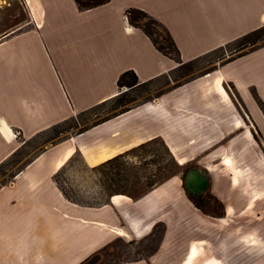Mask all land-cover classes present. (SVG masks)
<instances>
[{
	"label": "crops",
	"instance_id": "crops-1",
	"mask_svg": "<svg viewBox=\"0 0 264 264\" xmlns=\"http://www.w3.org/2000/svg\"><path fill=\"white\" fill-rule=\"evenodd\" d=\"M129 8L146 11L168 30L179 50L178 59L162 53L141 27L130 23L126 14ZM263 27L264 0H109L86 10L80 9L75 0H0V164L13 157L27 141L119 94L117 81L126 70H133L140 83L166 80L165 88L170 89L154 99L148 109L159 113L168 111L169 128H226L237 118L242 119L244 128H250L251 134L252 128H264V114L251 93V88L256 87L264 100V44L230 62L218 64L212 71L191 77L178 87L173 86L174 73L181 65L198 61ZM218 77L225 87L233 85L234 96L245 107V114L228 90V97H224L213 86V80ZM123 114L76 137L120 135L116 140L100 141L116 151L112 158L153 137L161 136L166 140L159 129L143 140L131 142L138 136H130L129 128H120L124 119L117 118ZM230 116L231 124L228 125L226 121ZM246 117L250 124H246ZM65 142H59L56 147ZM97 145L96 141L88 144L83 140L80 147ZM222 149L219 148V152ZM48 151L37 155L15 179L28 187V180L23 178ZM59 153L60 149L54 155L55 161ZM46 163L51 162H43V165ZM41 175L47 182L45 189L56 203L42 207L47 218L45 221L44 217L42 223L49 220L52 223L45 225L48 234L38 242L53 239L59 244L63 236L60 230L79 231L75 223L66 220L65 217L70 216L61 215V212L78 211L62 201L70 204L53 181L48 167ZM152 190L138 200L132 199V205L125 206L138 205ZM31 193L28 189L18 207L0 205V243L4 239L3 243L10 244L11 251L13 246L26 243L32 237V213L26 206V198ZM119 203L122 204L117 206L126 204ZM107 206L114 212L117 207L110 201L98 208H89L101 210ZM247 206L254 212V206ZM226 213L229 214L227 210ZM113 217L105 215L93 223L102 229H106L105 224L114 229L111 223H116V218L113 221ZM221 228L224 230L225 225ZM255 241L256 238L250 244ZM202 261L223 264L222 258H208L207 253Z\"/></svg>",
	"mask_w": 264,
	"mask_h": 264
},
{
	"label": "rangeland",
	"instance_id": "rangeland-1",
	"mask_svg": "<svg viewBox=\"0 0 264 264\" xmlns=\"http://www.w3.org/2000/svg\"><path fill=\"white\" fill-rule=\"evenodd\" d=\"M260 29L262 31L259 34L248 39H241L242 36L198 61L181 65L174 73L176 80L173 86L206 71H212L218 64L230 62L227 59H235L239 54L248 53L263 45L264 27ZM248 40L251 42H247ZM173 54L177 56L175 52ZM165 85L166 80L162 79L144 83L128 91L122 87L120 93L125 94L127 99L123 105H117V101L112 100L78 114L59 127L27 141L13 157L3 163L0 167V205L18 207L28 189L32 191L26 198V206L32 213V237L26 243L13 246L12 251L9 250L10 244L3 243L4 239H1L0 264H179L183 258L180 264H204L202 259L206 253L208 258L219 256L223 259V264H264V128H252L251 134L250 128H244L245 124L241 128L234 127L235 121L241 118L235 119L234 124L229 125L231 116L226 121L229 125L226 128H169L168 111L162 110L159 113L148 109L154 99L170 89L165 88ZM226 89L245 114V107L234 96L233 85L226 84ZM251 93L263 113L256 96L263 102L264 100L257 88L252 87ZM125 106L140 107L124 112L125 114L122 113L117 118L124 119L120 128H129L130 136L137 135L143 139L160 129L166 140L159 136L162 141L152 144L146 151L125 154L118 160V168L106 166L94 169V166L110 158L91 164L87 153L80 147L81 141L88 144L96 141L101 146L105 144L100 141L116 140L120 135L106 137L98 134L97 138H92L89 134L76 136L103 119L121 112ZM245 121L246 124L251 123L247 117ZM201 136L203 139L200 140ZM62 141L67 142L56 147ZM171 145L178 148L179 156L174 154ZM69 146L74 147L73 155L60 169H55L54 155L59 149L61 151ZM219 148H223L222 151L219 152ZM45 150L49 151L36 161L35 169H31L23 178L28 180L29 186L20 184L14 175ZM222 153L233 158V170L224 168ZM180 156L186 158L184 163L179 161ZM173 160L175 164L172 165ZM46 161L51 163L43 165ZM169 164L172 166L170 169L159 173L160 167ZM190 166H198L208 172L211 179L210 189L216 200L213 207L222 212L224 205L228 215L205 213L187 193L183 179L184 171ZM46 167L70 204L61 197L62 201L79 212H61V215L70 216H66V220L75 223L79 231L60 230L63 236L60 237L59 244L54 243L53 239L38 242L48 234L45 225L52 223L50 220L42 223L44 217L47 220L45 208L42 207L56 203L51 193L45 189L47 182L41 175ZM212 167L214 168L211 169ZM129 174L130 181L127 180ZM135 176L140 178L141 184L135 185ZM233 176L238 178L235 184L231 181ZM162 177L165 179L153 186V190L138 205L132 208L125 206L132 205V199L138 200L141 197L134 199L121 192L129 191L141 196L147 181ZM256 188L257 200L254 212H251L246 206L251 202L253 189ZM111 195H123L124 198L114 200L112 196L110 200ZM110 201L115 206L122 204L119 203L122 201L126 204L114 207L116 213L109 206L101 210L89 208H98ZM105 215L116 218V223L113 224L109 222L111 217L107 219L114 229L104 221L102 223L106 229L93 223L97 219H103ZM217 218H229L236 223ZM224 222L229 225H225L223 230L221 225ZM116 231H119L117 235ZM166 232L168 233L164 244L158 252ZM120 233H123L122 237H117L121 236ZM255 238V243L250 244ZM193 247L197 248L198 255L189 260ZM210 264L213 263L210 261Z\"/></svg>",
	"mask_w": 264,
	"mask_h": 264
},
{
	"label": "trees",
	"instance_id": "trees-1",
	"mask_svg": "<svg viewBox=\"0 0 264 264\" xmlns=\"http://www.w3.org/2000/svg\"><path fill=\"white\" fill-rule=\"evenodd\" d=\"M108 1L109 0H75V2L77 3L78 7L80 9H82V10H86V9L97 7L99 5L107 3ZM126 14L128 16V19H129L130 23L132 25L136 26V27H141L144 30V32L152 39L154 45L162 53H164L165 55H167L169 57L175 58V59L179 58V50H178V48H177L172 36L168 32V30L159 21H157L155 18H153L146 11L141 10V9H137V8H129V9H127L126 10ZM261 31H262L261 29H257L255 31H252V32L246 34L241 39H248L251 36L259 34ZM247 42H251V41L248 40ZM253 50H250V51H253ZM173 52H175V54L177 56H175L173 54ZM244 54L245 53H241V54L238 55V57L242 56ZM232 59L233 58L231 57V58L227 59V61H231ZM117 84H118V86L120 88H122V87L127 88L126 91H128V90L133 89L136 86H140V85H142L144 83H140V80H139L137 74L133 70H126L119 76ZM180 85L181 84H177L174 87H178ZM256 97H257V101H258V103H259V105H260V107H261V109H262V111L264 113V102L258 96H256ZM112 100L113 101L114 100L117 101V105H123L124 102L127 101V99L125 97V94L119 93L116 96H114L113 98H110V99H108V100H106L104 102H101V103H99L97 105H94V106L90 107L89 109H87V110H85V111H83L81 113H84V112L89 111V110H93V109H95V108H97V107H99L101 105H104L105 103H107L109 101H112ZM132 108L133 107L125 106V107L122 108L121 112H119L117 114H113V115L103 119L101 122H98L94 126H96L98 124H101V123H103V122H105L107 120H110V119H112V118H114V117H116V116H118V115H120V114H122L124 112H127V111L131 110ZM68 120H66V121H68ZM66 121H64V122H66ZM64 122H62V123H64ZM62 123H60V124H62ZM59 126L60 125H58L57 127H59ZM57 127H55V128H57ZM160 141H162V139L159 136L154 137V138H152V139H150L148 141H145V142H143V143H141V144H139V145H137L135 147H132L131 149L125 151L124 153H121V154H119V155H117V156H115L113 158H110V159H108V160H106V161L94 166L93 168L94 169H100V168H103V167H106V166H110L112 169L118 168L120 165L117 164V162L125 154L139 152V151H146L152 144H154L156 142H160ZM168 153H170L169 150H168ZM173 164H175L174 160L172 161V165ZM2 165H3V163L0 164V167ZM170 167H172V166H170V164L167 165V166H162V167L159 168L158 171H159V173H164L166 171V169H170ZM128 176L129 177L127 178V180L130 181L131 180V174H129ZM164 179H165V177H162L159 180L158 179H150L149 181H147L146 182L147 185L144 188V190L142 191L141 196L136 195L135 193L129 192V191L121 192V193L129 195L130 197H132L134 199H136V198L138 199V197H142V195L144 196L146 193H148L150 191V189L153 186H155L156 184L160 183V181H163ZM134 183H135V185L141 184L140 178L138 176H135ZM65 196H67V195L65 194ZM104 204H107V203H104ZM104 204H102V205H104ZM80 264H83V262L80 263Z\"/></svg>",
	"mask_w": 264,
	"mask_h": 264
},
{
	"label": "bare ground",
	"instance_id": "bare-ground-1",
	"mask_svg": "<svg viewBox=\"0 0 264 264\" xmlns=\"http://www.w3.org/2000/svg\"><path fill=\"white\" fill-rule=\"evenodd\" d=\"M213 86L217 88V90L221 93L222 96L228 97V91H227V89H226V87L224 85V82L221 81V78L218 77V78L214 79L213 80ZM234 127L235 128L244 127L243 121L241 119H237L235 121ZM140 140H143V137H137V138H135L131 142L140 141ZM172 146H173L172 148H173L174 154L177 155V156H179L178 155V151H177L178 148L175 147L174 145H172ZM82 149H83V151H85L87 153V158H88V160H89V162L91 164H96L100 160H105V159L111 157L112 156V153H115L116 152V151H113V149H108L107 146H103V145H101V146H98L97 145V146H93V147L88 146L87 148L86 147H82ZM73 153H74V147L73 146L64 147L60 151L59 156H58V158L55 161V164H54L55 169H60L65 164V162L69 158H71V156L73 155ZM179 158H180L179 161L181 163H184L185 160H186V158L184 156H180ZM221 160H222V163H223L225 169L233 170V168H235V163L233 161V158H231L230 156H228V154L225 155V153H224V155L221 157ZM226 161H227V163H226ZM213 168L214 167H212L211 169H213ZM237 182H238V178L237 177H234L232 179V183L235 184ZM257 189L258 188L253 189V191H254L253 198L251 199V202L248 204L247 207H253L255 205V200H257L256 199ZM120 198H124V196L123 195H117V196L115 195L113 197L114 200L120 199ZM217 219L225 220L228 223H236V221H234L232 219H229V218H217ZM224 225H227V224L224 223ZM170 228H171V226H170ZM170 228L168 229V232H169ZM197 255H198V251H197V248L195 247V254H193V250H192L191 253H190V257L195 258Z\"/></svg>",
	"mask_w": 264,
	"mask_h": 264
},
{
	"label": "flooded vegetation",
	"instance_id": "flooded-vegetation-1",
	"mask_svg": "<svg viewBox=\"0 0 264 264\" xmlns=\"http://www.w3.org/2000/svg\"><path fill=\"white\" fill-rule=\"evenodd\" d=\"M187 163V162H186ZM199 168L198 166H190L187 168V170L184 171V179H186V175L194 169ZM207 169V167H205ZM206 175L208 172L206 170H203ZM210 182L211 179L208 174V179L206 181L199 180L198 183L193 186V189L189 192L192 199L195 201L196 204H198L200 207L203 208L205 213L209 214H224L226 213V208L223 205L222 212H219L218 210L214 209V203L216 202L214 196L212 195V191L210 189ZM185 188L187 187L186 183H184ZM122 237V236H117ZM152 251V249H151Z\"/></svg>",
	"mask_w": 264,
	"mask_h": 264
},
{
	"label": "water",
	"instance_id": "water-1",
	"mask_svg": "<svg viewBox=\"0 0 264 264\" xmlns=\"http://www.w3.org/2000/svg\"><path fill=\"white\" fill-rule=\"evenodd\" d=\"M207 179H208V174L206 175V173L201 168L191 170L186 175V179H183L184 183H186L187 185L185 190L189 194L191 189H193V186H195L199 180L206 181Z\"/></svg>",
	"mask_w": 264,
	"mask_h": 264
},
{
	"label": "snow or ice",
	"instance_id": "snow-or-ice-1",
	"mask_svg": "<svg viewBox=\"0 0 264 264\" xmlns=\"http://www.w3.org/2000/svg\"><path fill=\"white\" fill-rule=\"evenodd\" d=\"M226 163H227V161H226ZM120 235L122 236L123 233H120ZM193 254H195V247H193ZM191 258H192V257H189V260H191ZM213 264H214V262H213Z\"/></svg>",
	"mask_w": 264,
	"mask_h": 264
}]
</instances>
